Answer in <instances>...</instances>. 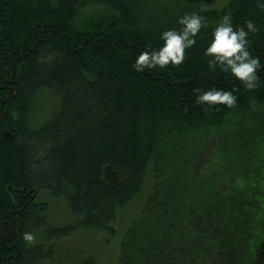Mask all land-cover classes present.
Returning a JSON list of instances; mask_svg holds the SVG:
<instances>
[{
  "label": "trees",
  "instance_id": "trees-1",
  "mask_svg": "<svg viewBox=\"0 0 264 264\" xmlns=\"http://www.w3.org/2000/svg\"><path fill=\"white\" fill-rule=\"evenodd\" d=\"M206 1L0 0V264H46L54 249L39 235L115 233L119 210L147 179L150 200L125 233L119 264H161L162 253L165 264H198L223 248L264 264V67L250 90L204 54L231 13L237 25L258 26L250 49L264 66V6ZM193 10L207 25L185 61L136 71L142 48L158 47L160 32ZM234 83L232 107L196 103L197 88ZM46 92L56 107L40 123L32 109ZM216 141L222 155L213 160L203 149ZM51 198L65 199L77 219L53 225ZM229 213L241 221L227 223ZM77 264L104 263L91 255Z\"/></svg>",
  "mask_w": 264,
  "mask_h": 264
},
{
  "label": "clouds",
  "instance_id": "clouds-1",
  "mask_svg": "<svg viewBox=\"0 0 264 264\" xmlns=\"http://www.w3.org/2000/svg\"><path fill=\"white\" fill-rule=\"evenodd\" d=\"M264 6V0H258ZM179 27L165 28L160 32L162 43L158 47L145 45L133 61L136 71L146 68L168 65L179 66L186 58V49L197 44V37L207 25L206 17L200 11L184 12L178 17ZM258 26L252 19L243 24L233 22L231 13H224L211 30L204 54L207 56L209 66L214 70L217 66L225 73H231L247 89L258 87V69H262L261 57L254 55L250 49V33L257 32ZM239 84L231 87L210 86L204 89L197 88L196 103L206 109L227 105L232 107L237 103ZM26 240H33L31 232H25Z\"/></svg>",
  "mask_w": 264,
  "mask_h": 264
},
{
  "label": "rangeland",
  "instance_id": "rangeland-1",
  "mask_svg": "<svg viewBox=\"0 0 264 264\" xmlns=\"http://www.w3.org/2000/svg\"><path fill=\"white\" fill-rule=\"evenodd\" d=\"M224 1L225 0H207L205 3L221 5ZM49 102H51L52 105H49ZM49 106L51 108L56 107L55 99L51 95H49L48 92H46L45 94L41 93L40 97H36L33 105V119L35 121L37 120V122L40 123L44 122L50 114ZM169 130L171 131L172 135L179 132L178 129L175 128H171ZM196 135L197 136L195 138L197 139L199 137V133H197ZM205 138L206 135L200 136L198 140H194L193 149L195 152H201L199 149H202ZM219 147L220 144L218 141H216L214 144H209V146L205 147L203 149V152L207 153L209 158H213V160L221 159L220 154L222 155V153L220 151L221 148ZM151 189V182L149 181V179H147L141 193L137 197H135V199L130 204L119 210L115 222L116 232L113 234L107 230H88L84 228H78L71 233V236L64 237L62 239L53 236L47 237L45 235H39L42 238H38L37 240L41 239L40 242L44 244L45 247H52L54 249L52 256L49 258L47 257L45 263L77 264L83 258L92 255L104 264H119L122 240L125 236V233L130 229L129 227L133 222V217H136L145 209L144 205L150 200L149 197L151 195ZM40 197L43 199H47L48 196H46L45 192H43L41 193L39 198ZM49 204L48 215L50 222L53 225L63 226L77 219L65 199L54 198ZM231 213L233 214V212ZM231 213H229L230 220H226V218L224 217H222V220H226L227 223H229V221H231L232 223L235 222V224L241 221L240 219L236 222V219ZM208 230L212 231L213 228L210 227ZM206 241L209 244L211 243L209 239ZM219 250L220 248H215V251L218 252ZM211 255H206L205 253L200 255L197 258L198 264H244L242 260L235 257L234 252L228 250L227 248H223L220 253L218 252V254L211 253ZM161 257V264H165L163 253Z\"/></svg>",
  "mask_w": 264,
  "mask_h": 264
}]
</instances>
